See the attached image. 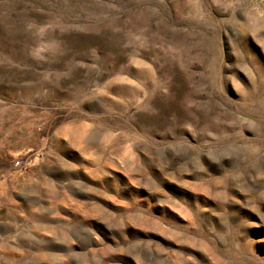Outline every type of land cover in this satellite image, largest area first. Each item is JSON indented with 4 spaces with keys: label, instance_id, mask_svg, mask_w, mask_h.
<instances>
[{
    "label": "rangeland",
    "instance_id": "obj_1",
    "mask_svg": "<svg viewBox=\"0 0 264 264\" xmlns=\"http://www.w3.org/2000/svg\"><path fill=\"white\" fill-rule=\"evenodd\" d=\"M0 264H264V0H0Z\"/></svg>",
    "mask_w": 264,
    "mask_h": 264
},
{
    "label": "built area",
    "instance_id": "obj_2",
    "mask_svg": "<svg viewBox=\"0 0 264 264\" xmlns=\"http://www.w3.org/2000/svg\"><path fill=\"white\" fill-rule=\"evenodd\" d=\"M15 165L16 166H19L20 165V162L19 161H16Z\"/></svg>",
    "mask_w": 264,
    "mask_h": 264
}]
</instances>
